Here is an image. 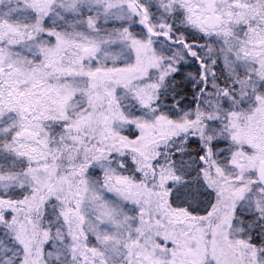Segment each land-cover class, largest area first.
<instances>
[{"label": "snow or ice", "instance_id": "1", "mask_svg": "<svg viewBox=\"0 0 264 264\" xmlns=\"http://www.w3.org/2000/svg\"><path fill=\"white\" fill-rule=\"evenodd\" d=\"M0 264H264V0H0Z\"/></svg>", "mask_w": 264, "mask_h": 264}]
</instances>
